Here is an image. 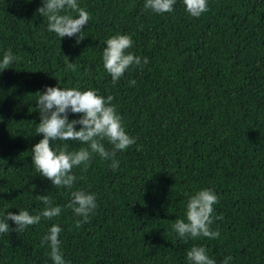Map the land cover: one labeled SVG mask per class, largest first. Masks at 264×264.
<instances>
[{
    "label": "trees",
    "instance_id": "trees-1",
    "mask_svg": "<svg viewBox=\"0 0 264 264\" xmlns=\"http://www.w3.org/2000/svg\"><path fill=\"white\" fill-rule=\"evenodd\" d=\"M78 3L90 18L76 44L47 30L36 11L41 0H0V52L16 56L0 70V215L43 207L38 193L62 206L58 217L0 234V264H51L40 240L53 222L69 264H187L193 244L217 264L225 255L229 264H264V0H208L200 17L186 14L181 0L161 14L143 0ZM116 31L130 33L131 51L148 62L113 84L100 53ZM57 79L111 93L136 137L116 153L115 170L98 156L74 169L72 188L97 193L96 209L79 226L63 207L71 189L52 186L31 164L41 138L36 92ZM200 187L218 194L220 218L210 227L220 235L181 242L171 224Z\"/></svg>",
    "mask_w": 264,
    "mask_h": 264
},
{
    "label": "clouds",
    "instance_id": "clouds-1",
    "mask_svg": "<svg viewBox=\"0 0 264 264\" xmlns=\"http://www.w3.org/2000/svg\"><path fill=\"white\" fill-rule=\"evenodd\" d=\"M30 2V0H25ZM184 11L191 17H200L208 9V0H181ZM177 0H143V7L156 14L170 13ZM47 21L46 28L55 37H74L79 44L84 38L82 26L88 23L89 11L78 0H41L36 9ZM75 13V14H73ZM133 39L130 33L116 31L103 40L100 53L102 67L115 84L130 66L147 64L148 57L133 54ZM16 60L11 49L0 52V70L8 68ZM68 67H72L71 62ZM87 71V69H85ZM133 85L135 79H129ZM35 108L39 121L35 133L41 138L31 147V164L37 173L47 178L57 189H71L69 199L63 205L71 209L75 224L89 219L97 207V193L90 186L72 188L77 180L74 169L86 168L89 162L98 156L110 161L109 167L115 170L119 165L117 152H122L136 142V137L126 131L111 93L102 94L94 87L61 86L57 79L54 85H44L37 90ZM69 114L74 115L70 118ZM61 142L57 144V142ZM71 144V146H69ZM49 193V192H48ZM36 194L34 198L43 207L33 209L20 208L17 212L5 211L0 215V234L23 230L38 223L41 218L51 219L61 214L62 206L53 204L49 194ZM218 203V194L210 187H200L186 195L182 217L175 218L171 229L181 242L189 238L206 237L209 240L220 235L217 229L210 227L216 214L214 206ZM9 221L14 228H10ZM62 229L58 223H51L41 237V244L47 245V255L51 264H69L61 251ZM187 264H217L203 244H193L185 251ZM230 255H225L219 264H229Z\"/></svg>",
    "mask_w": 264,
    "mask_h": 264
}]
</instances>
